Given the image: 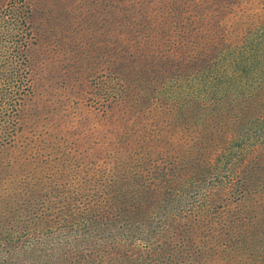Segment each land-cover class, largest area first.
Here are the masks:
<instances>
[{"label": "rangeland", "instance_id": "obj_1", "mask_svg": "<svg viewBox=\"0 0 264 264\" xmlns=\"http://www.w3.org/2000/svg\"><path fill=\"white\" fill-rule=\"evenodd\" d=\"M1 31L28 88L0 95V238L28 211L85 221L18 254L6 237L0 264H264V184L246 181L264 172V0H0ZM243 122L244 186L184 204L181 183L209 181L188 165L222 173Z\"/></svg>", "mask_w": 264, "mask_h": 264}, {"label": "trees", "instance_id": "obj_2", "mask_svg": "<svg viewBox=\"0 0 264 264\" xmlns=\"http://www.w3.org/2000/svg\"><path fill=\"white\" fill-rule=\"evenodd\" d=\"M12 22H13V19L11 21H4L1 23V26H3L5 23L9 24ZM12 25L13 24H11L10 26L13 27ZM1 28L4 29V27H1ZM17 34L18 33H15L14 35H12L10 33H4L2 31L0 34V40H4V43L0 42V95L2 96L6 95V96L15 97L16 93L19 95L21 92L25 94L26 93L25 91L27 90L26 88H28V85L26 83L27 79H25V77H27L26 75L28 73V69L25 67L24 64L13 66V62H14L13 59H15V56H17L15 53V47H16L15 43L17 39L16 38ZM5 42H7L11 47L6 46L7 43ZM21 60L23 61L22 58ZM262 64L264 65V63ZM244 70L250 73L251 75L253 74V70L251 66L245 67ZM259 73L261 74L256 75V76L264 77V70H262V72H259ZM251 75L242 73L240 76V81L242 82L241 87H245L244 89H246L249 93L256 92L255 91L256 88L254 87L255 83H254L253 77L250 78ZM230 79L235 80L236 76L230 77ZM230 79H225L226 81L224 80V82H226L225 83L226 87H232V85L234 84L233 82H231ZM243 81H245V83H243ZM2 115H5V114H2ZM245 123L246 122L241 123L240 127H242ZM243 127L240 128V131L242 132L241 136H237V138L233 140L235 146L234 148H231V152L227 154L223 153L224 154L223 158L224 160L227 161V163L223 165L222 173L217 174L218 169H219V164H216V163L212 165V168L210 170H207V172L205 171L204 173H201L200 169H198L197 167L188 165L187 169H188L189 175L193 174L192 175L193 179H198L199 177L200 179L209 178V181H207L205 185H200L198 182L196 183V181H191L188 184L181 183V190L177 189V191L184 198H186V201L182 200L184 204L185 202H187V200L190 202L196 203L195 201L200 200V199H202L201 202H199L200 207H202L203 205H208L209 202L213 204L212 201L214 199L215 200L218 198L222 199L224 195L225 197L227 196L226 192H228V189H229L228 186L231 184V180L239 181L241 182V186H244V182H243L244 180H242L238 176L237 169L240 170V175L245 173L244 171H241V170L248 168L247 163H248L249 157L251 156L252 146H254L256 142H259V140L255 139V138L258 139L259 136H254L253 141L251 143H247L248 140L246 136L249 137V135L245 131V129H243ZM3 138L4 137H2L1 140H3ZM259 152L261 151H257L256 153L258 154ZM182 164L184 165L185 163L183 162ZM238 166H240V168H238ZM219 178L221 180H219ZM215 179L219 181H215ZM224 179H225V182H224ZM246 181H248L251 185H254V184L262 185L264 184V172H262L261 170L259 171V169L254 170V173H251L250 176L249 175L247 176ZM228 197H227V200H228ZM206 199H210V200H206ZM28 201H29L27 202V204H29L28 207L33 208L34 205L30 201L32 202L34 201L32 199H28ZM41 204H42V199L37 200L35 203V205L39 207L41 206ZM24 214H25V217L29 218V220L26 219V221H24V227L21 230L7 228L4 230V234H3V231H1L2 237L0 238V244L2 243L4 239H8L6 237L13 235L12 238L15 240V242H11V243L15 245L14 247L16 249L17 254L19 250L24 252L23 249H19L18 241L25 242L26 240H29L30 242V239L34 237L36 239H41L44 242H46L44 238L48 237L49 234L55 238L54 231L59 226H61L57 222H63V221L66 222V224L65 225L63 224L62 226L67 225V226H70V228H73L74 238L77 239V237L78 238L80 237L81 231H79L78 229L75 228V226H72V225L75 224L76 222L85 221L84 218L77 216L76 213H73V211H70V210L60 213L56 219H54L53 221L49 223H46V218L43 219L42 222H37L34 219L33 213H31L30 211L24 212ZM144 219L146 220L147 223L151 224L150 216L145 217ZM91 226L92 225H90V227ZM122 231L123 233L121 234L120 238H122L125 242L127 241L134 242L136 240H140L141 238H144V234H142L141 227L139 229V232H140L139 235H135V232H133V230H122ZM44 235H48V236L43 237ZM33 247L34 246L31 243L30 246L28 247L29 253H31ZM141 248L144 250L146 249L147 251L151 250L150 245L149 244L147 245V243H144ZM26 258L29 259L30 255L27 256Z\"/></svg>", "mask_w": 264, "mask_h": 264}, {"label": "bare ground", "instance_id": "obj_3", "mask_svg": "<svg viewBox=\"0 0 264 264\" xmlns=\"http://www.w3.org/2000/svg\"><path fill=\"white\" fill-rule=\"evenodd\" d=\"M94 160H96V159H94ZM97 164V163H96ZM135 170V169H134Z\"/></svg>", "mask_w": 264, "mask_h": 264}]
</instances>
